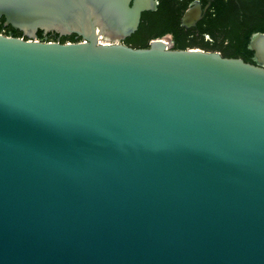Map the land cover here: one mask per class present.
Instances as JSON below:
<instances>
[{
  "label": "water",
  "instance_id": "water-1",
  "mask_svg": "<svg viewBox=\"0 0 264 264\" xmlns=\"http://www.w3.org/2000/svg\"><path fill=\"white\" fill-rule=\"evenodd\" d=\"M155 8L0 0V264H264V33L120 42Z\"/></svg>",
  "mask_w": 264,
  "mask_h": 264
},
{
  "label": "flooded vegetation",
  "instance_id": "flooded-vegetation-1",
  "mask_svg": "<svg viewBox=\"0 0 264 264\" xmlns=\"http://www.w3.org/2000/svg\"><path fill=\"white\" fill-rule=\"evenodd\" d=\"M228 2L229 0H223ZM220 3V2H219ZM216 3V4H219ZM200 6V18L194 20H184V15L187 10ZM233 9L237 3H233ZM162 9L163 16L169 18L170 23L174 24L173 29L160 33L158 23L160 17L158 11ZM216 7L213 5V0H156V8L154 10H145L141 13L140 23L135 32L121 39L120 42L132 45L136 43V47L148 46L153 40H163L171 47L176 46L181 48L197 47L206 50L220 51V45L223 41L221 34L212 35L209 30L212 28V17L215 15ZM71 38L82 40V36L71 33L68 34ZM70 38V39H71Z\"/></svg>",
  "mask_w": 264,
  "mask_h": 264
},
{
  "label": "trees",
  "instance_id": "trees-1",
  "mask_svg": "<svg viewBox=\"0 0 264 264\" xmlns=\"http://www.w3.org/2000/svg\"><path fill=\"white\" fill-rule=\"evenodd\" d=\"M234 2L237 3V10L232 7ZM213 5L217 9L215 15L211 18L212 28L209 32L212 35L221 34L223 41L219 46L220 52H224L222 54L228 57H241L247 62L255 63L254 52L248 44L254 33H264V0H229L228 2L213 0ZM161 11L162 9L158 11L159 16H162L158 26L160 33H164L174 27V24L170 23L169 20L173 14L166 18ZM4 20L3 16L0 17V33L22 36L20 30L15 29L10 24L4 25ZM37 35L40 39L60 42L79 41L68 35H59L55 31L43 33L42 30H38ZM175 48L181 47L176 46Z\"/></svg>",
  "mask_w": 264,
  "mask_h": 264
},
{
  "label": "rangeland",
  "instance_id": "rangeland-1",
  "mask_svg": "<svg viewBox=\"0 0 264 264\" xmlns=\"http://www.w3.org/2000/svg\"><path fill=\"white\" fill-rule=\"evenodd\" d=\"M136 43H138V42H133L132 46L136 47V45H137ZM222 53H224V52H222Z\"/></svg>",
  "mask_w": 264,
  "mask_h": 264
}]
</instances>
